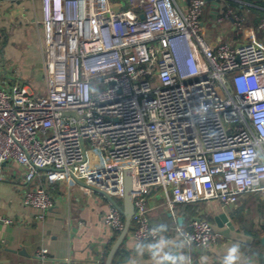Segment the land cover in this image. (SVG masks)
Wrapping results in <instances>:
<instances>
[{
    "label": "built area",
    "instance_id": "1",
    "mask_svg": "<svg viewBox=\"0 0 264 264\" xmlns=\"http://www.w3.org/2000/svg\"><path fill=\"white\" fill-rule=\"evenodd\" d=\"M42 1L45 87L33 93L20 76L0 86V166L24 171L23 204L40 219L54 207L50 185L79 181L85 194L123 199L126 170L138 243L160 237L152 190L171 211L264 193V46L207 42V0ZM229 5L214 21L241 32L248 15ZM103 222L123 231L120 206ZM177 229L199 250L220 238L200 217Z\"/></svg>",
    "mask_w": 264,
    "mask_h": 264
},
{
    "label": "crops",
    "instance_id": "2",
    "mask_svg": "<svg viewBox=\"0 0 264 264\" xmlns=\"http://www.w3.org/2000/svg\"><path fill=\"white\" fill-rule=\"evenodd\" d=\"M208 2L202 18V36L207 42L216 46L226 41L235 46L248 40L264 46V31L257 28L264 18V0ZM227 2L229 7L248 15L243 31L237 32L231 20L215 23L214 15L223 14ZM42 19V0H0L1 87L10 86L20 76L31 92L41 91L36 77L38 66L42 70L44 35L43 26L37 23ZM1 176L0 264H106L123 231L109 230L103 217L114 206L113 201L123 208L124 199L112 201L99 191L85 194L78 182H57L49 187L54 207L40 219L36 210L23 204L25 192L31 188L24 180V171L14 163L4 164L0 166ZM147 198L150 221L160 237L154 242L138 243L132 237L131 224L111 264H264V246L260 242L264 235V193L245 196L230 209L217 201L196 204L195 217L213 223L217 216L227 214L237 230L254 238L252 244H245L220 236L208 250L181 241L177 228L186 227L194 218L181 205L171 211L161 189L150 191ZM5 218L11 223H4ZM174 254L177 257L167 263V257Z\"/></svg>",
    "mask_w": 264,
    "mask_h": 264
},
{
    "label": "water",
    "instance_id": "3",
    "mask_svg": "<svg viewBox=\"0 0 264 264\" xmlns=\"http://www.w3.org/2000/svg\"><path fill=\"white\" fill-rule=\"evenodd\" d=\"M207 1H212V0H207ZM68 115V114H66ZM79 184H83L81 182L78 181ZM95 191H99L100 193L105 194L109 199L112 200V197H110L109 195H107L105 192H102L99 189L93 188ZM131 191H132V176H131V171L130 170H126L125 171V193H124V205L122 209L124 218H125V228L117 242V244L111 249L107 262L106 264H111L112 260H113V256L115 254V251L117 250L119 244L121 243V241H123V239L126 237L128 231L130 230L131 224H132V218L135 212L134 209V202H133V197L131 195ZM113 201V200H112ZM114 203V206L119 207V205L117 203ZM179 223L181 224L183 221V218L180 217L178 219ZM213 226V230L215 233L219 234L220 236L232 240V241H237V242H241V243H245V244H252L254 241V238L240 232L239 230L236 229V226L234 225V223L231 221V219L229 218V216L227 214H221L219 216H217L214 220V222L212 223ZM260 242L261 245L264 246V235L262 237H260ZM173 257H177V255H173V256H168L167 257V263H171L172 258Z\"/></svg>",
    "mask_w": 264,
    "mask_h": 264
},
{
    "label": "trees",
    "instance_id": "4",
    "mask_svg": "<svg viewBox=\"0 0 264 264\" xmlns=\"http://www.w3.org/2000/svg\"><path fill=\"white\" fill-rule=\"evenodd\" d=\"M181 207L184 209L185 213L192 215V217H195V215L198 213V205L196 204L181 205Z\"/></svg>",
    "mask_w": 264,
    "mask_h": 264
},
{
    "label": "rangeland",
    "instance_id": "5",
    "mask_svg": "<svg viewBox=\"0 0 264 264\" xmlns=\"http://www.w3.org/2000/svg\"><path fill=\"white\" fill-rule=\"evenodd\" d=\"M40 62V61H39ZM38 66V65H37ZM36 86L42 91L45 87L44 85V77H43V71L40 69V66H38L37 71V77H36Z\"/></svg>",
    "mask_w": 264,
    "mask_h": 264
},
{
    "label": "clouds",
    "instance_id": "6",
    "mask_svg": "<svg viewBox=\"0 0 264 264\" xmlns=\"http://www.w3.org/2000/svg\"><path fill=\"white\" fill-rule=\"evenodd\" d=\"M232 251L234 252L235 250L233 249ZM232 259H234V256L232 257Z\"/></svg>",
    "mask_w": 264,
    "mask_h": 264
}]
</instances>
